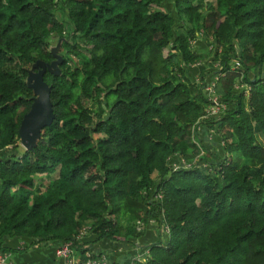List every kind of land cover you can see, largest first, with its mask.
Here are the masks:
<instances>
[{"label":"trees","instance_id":"16d2710c","mask_svg":"<svg viewBox=\"0 0 264 264\" xmlns=\"http://www.w3.org/2000/svg\"><path fill=\"white\" fill-rule=\"evenodd\" d=\"M196 33L233 102L204 121L222 156L200 152L190 133L209 103L190 76L203 63ZM52 37L63 49L60 73L43 75L54 119L32 150L4 155L20 143L27 72L54 59ZM262 66L264 0H0V250L6 237L61 243L84 226L96 240L134 244L145 235L137 222L155 220L167 240L136 264H264ZM239 82L247 89L235 93ZM175 154L211 169L171 170ZM52 173L48 185L35 180Z\"/></svg>","mask_w":264,"mask_h":264},{"label":"crops","instance_id":"0c3cea01","mask_svg":"<svg viewBox=\"0 0 264 264\" xmlns=\"http://www.w3.org/2000/svg\"><path fill=\"white\" fill-rule=\"evenodd\" d=\"M194 44L197 48L200 47L197 40ZM200 66L201 63L190 66L189 70L195 73V68ZM197 71L202 72L203 69L198 68ZM159 229L158 225L146 226L145 235L143 238L135 240L134 244L121 240H96L94 236H91L87 243L81 245V248H75L76 254L79 256V249H88L94 254H102L101 256L107 259L108 264L109 262L110 264H122L131 254L144 257L147 254V246L153 242L162 241L165 243L167 235ZM60 244L59 241L39 242L36 239L21 237H6L2 242L3 248L11 252L12 259L18 264H63L62 259L58 258L55 252Z\"/></svg>","mask_w":264,"mask_h":264},{"label":"built area","instance_id":"2783aa9c","mask_svg":"<svg viewBox=\"0 0 264 264\" xmlns=\"http://www.w3.org/2000/svg\"><path fill=\"white\" fill-rule=\"evenodd\" d=\"M194 42L195 41H193L192 44ZM209 48H212V47L209 46ZM234 67L235 68L239 67V63L235 62L232 68ZM208 80L209 81H207L206 84L204 85V94L208 98L209 103L204 109V114L201 117V120L195 123V125L196 124L198 125V128H197L196 133L194 134V140H195V143L198 149H201L200 152L203 151V149L200 146V140L202 138L199 134V131L201 130V127L199 126L201 125L200 122H202L205 118H207L208 115L216 114L219 111H222V109H225V110L227 109V106L220 102L219 97H216L214 94H211L214 90L216 91V89L218 88V76L210 77ZM239 87H240L239 84H236L233 89H237L240 91ZM246 89L247 88L243 87V91H246ZM205 90L210 93L209 94L210 96L205 92ZM220 116L221 114L218 117H216V119H219ZM207 138H210V136ZM169 165H170L171 170H177L180 168H192L194 166H199L203 168L209 167L208 163L198 161L197 158H194L192 162H187L185 158L184 159L181 158L180 161L176 162L171 157ZM158 196L160 197V195ZM148 225H158V227L160 228L159 229L160 231L166 233V235L168 234V226L164 221L158 223L155 220H150ZM148 225L147 224L144 225V223L137 222L136 229L138 231H143L144 228ZM89 234H90L89 226H84L76 235H74L72 239L61 242V244L56 248L55 252H56V256L62 259L63 264H79L80 263V259L76 254L75 248L81 243H83V241H85V239L88 238ZM87 250H85V253H84V256L86 257V261L84 262V264H108L107 259L101 256L102 254H94L90 250L88 251ZM137 262H143V261H140V255L131 254V256H129L128 259L123 261L122 264H136ZM0 264H18V263L14 262V260L11 257L10 251L0 250Z\"/></svg>","mask_w":264,"mask_h":264},{"label":"rangeland","instance_id":"374dc122","mask_svg":"<svg viewBox=\"0 0 264 264\" xmlns=\"http://www.w3.org/2000/svg\"><path fill=\"white\" fill-rule=\"evenodd\" d=\"M166 7L167 8H171V4H170V2L169 1H167L166 3H165V6H162V9H166ZM160 9V8H159ZM70 26V25H69ZM69 28V27H68ZM65 39V38H64ZM198 39V40H197ZM195 40H197L198 41V45L201 47V48H197L196 46H195V44L192 46V49H194V50H197V51H199V52H201V51H204V52H201L202 54H203V57H202V59H203V63L201 64V68L203 69V71L202 72H198L197 71V69L198 68H195L196 69V72L194 73V74H191L190 73V76H191V78H192V80L193 81H195V80H201V81H203V82H205V84H206V82L207 81H209L208 79L210 78V77H217L218 76V70L220 69V64H219V60H216L214 57V54H215V52H214V50H209V44H208V42H206V41H204V39H203V37H202V35H200V34H197L196 33V38H195ZM58 42V39L56 38V37H52V38H50V40H49V44H50V47H49V49L50 48H52V47H54L55 45H56V43ZM196 42V41H195ZM82 42H79V44H81ZM83 52V54H86L87 55V52L86 51H82ZM58 53L62 56V54H63V49H62V47H61V44H60V46H59V49H58ZM73 62H75L74 60H73ZM259 71V70H258ZM260 73V74H259ZM259 73H257V74H255V75H257V76H261V77H264V66H262L261 67V69H260V72ZM217 75V76H216ZM201 76V77H200ZM251 76V75H250ZM196 78V79H195ZM195 79V80H194ZM239 84V89H240V91L241 90H243V87H245V88H247V84L246 85H244L245 83H241V82H239L238 83ZM204 90V89H203ZM233 91L235 92V93H238V91L239 90H237V89H233ZM205 92L209 95L210 93L209 92H207L206 90H205ZM211 94H214L216 97H219V100H220V102L221 103H223L224 105H226L227 106V109L226 110H228L229 108H232V106H233V102H231V100L230 101H227V100H224V98L222 97V92H221V90H220V87H218L217 89H216V91L214 90ZM210 96V95H209ZM233 101V100H232ZM87 104L89 105V106H91L92 108H95L96 107V103L94 104V103H91L90 101H88L87 102ZM207 106V105H206ZM208 108V107H207ZM226 110L225 109H222V111H219L218 113H216V114H211V115H208L207 116V118H205L202 122H200V124L201 125H199L200 127H201V130L199 131V134H200V136L202 137L201 138V140H200V144H202L205 148H207V149H209V150H213L217 155H221L222 156V154H223V150H222V148H223V142H222V139H221V137L219 136V134H218V132H217V130L215 129V128H213V127H208L207 125H205L204 124V121L205 122H210V121H212V120H215L216 119V117H218L220 114L221 115H223L225 112H226ZM197 128H198V125L196 124L195 126L193 125V126H191L190 127V133H191V136L192 135H194L195 133H196V131H197ZM98 135H94V137H97ZM210 136V138H207V137H209ZM191 138V137H190ZM193 142L195 143V140H194V136H193ZM218 143V144H217ZM196 144V143H195ZM202 148V147H201ZM24 150V147L19 143L17 146H16V149H8L7 151H5L3 154L4 155H10V154H12L14 151H16V152H18V153H21L22 151ZM181 158H183L184 159V157H182V155H180V154H175L174 156H172V159L174 160V161H176V162H178V161H180V159ZM195 158H197V160H198V157H195ZM187 162H192L193 160H187V159H185ZM199 161V160H198ZM201 168H203V167H201ZM210 169H211V167H210ZM55 176H56V173H52L51 175H47V176H45V175H37V176H35V180H36V182H40V184L41 185H48V184H50L51 182H52V180L55 178ZM153 178L154 179H156V173H154L153 174ZM144 231L146 232V227L144 228ZM90 237H91V235L89 234V236H88V241H89V239H90ZM87 241V242H88ZM86 242V243H87ZM81 244H84V243H81ZM146 252H148V250L146 249ZM145 258H146V255L143 257V255L142 256H140V261H144L145 260ZM144 259V260H143ZM109 264H110V262H109Z\"/></svg>","mask_w":264,"mask_h":264},{"label":"water","instance_id":"95a60500","mask_svg":"<svg viewBox=\"0 0 264 264\" xmlns=\"http://www.w3.org/2000/svg\"><path fill=\"white\" fill-rule=\"evenodd\" d=\"M62 39L50 48L54 59L50 62L36 60L27 72L26 84L33 91V101L28 112L20 120L18 135L20 144L26 150H32L41 136L44 127L49 126L54 119V112L50 100L51 87L44 80V73L53 75L60 73L59 64L62 56L58 53Z\"/></svg>","mask_w":264,"mask_h":264}]
</instances>
